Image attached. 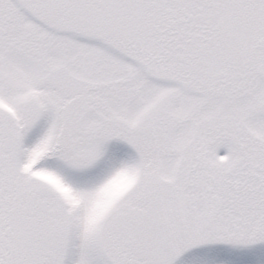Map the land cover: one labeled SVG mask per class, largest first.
<instances>
[{
	"label": "snow or ice",
	"instance_id": "6c2138e0",
	"mask_svg": "<svg viewBox=\"0 0 264 264\" xmlns=\"http://www.w3.org/2000/svg\"><path fill=\"white\" fill-rule=\"evenodd\" d=\"M0 264H264V0H0Z\"/></svg>",
	"mask_w": 264,
	"mask_h": 264
}]
</instances>
